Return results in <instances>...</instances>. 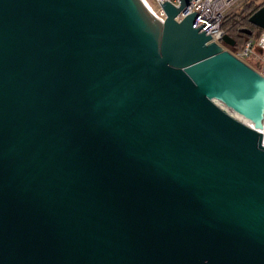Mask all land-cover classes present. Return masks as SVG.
Returning <instances> with one entry per match:
<instances>
[{"label":"water","instance_id":"obj_1","mask_svg":"<svg viewBox=\"0 0 264 264\" xmlns=\"http://www.w3.org/2000/svg\"><path fill=\"white\" fill-rule=\"evenodd\" d=\"M188 2L0 0V264H264V77Z\"/></svg>","mask_w":264,"mask_h":264},{"label":"built area","instance_id":"obj_2","mask_svg":"<svg viewBox=\"0 0 264 264\" xmlns=\"http://www.w3.org/2000/svg\"><path fill=\"white\" fill-rule=\"evenodd\" d=\"M151 12L160 20L164 21L165 12L161 7L164 0H142ZM177 5L178 0H167ZM244 0H189L188 4L180 10L175 19H182L187 13L192 11L197 12L198 18L196 26L203 24L200 31L205 30L209 34L210 41L221 42L224 34L222 29V22L224 18L233 9L241 6ZM225 50L230 51L236 55L243 62L251 66L260 75L264 77V29L260 32L257 38H248L240 49L232 50L224 47Z\"/></svg>","mask_w":264,"mask_h":264},{"label":"trees","instance_id":"obj_3","mask_svg":"<svg viewBox=\"0 0 264 264\" xmlns=\"http://www.w3.org/2000/svg\"><path fill=\"white\" fill-rule=\"evenodd\" d=\"M262 5V4H261ZM260 5H256L254 1H247L237 12L228 14L223 22L222 29L235 39L234 44L228 45L223 43L224 47L232 50L240 49L248 38H257L262 31L261 28L253 25L248 21L249 15L255 11ZM242 29H249L251 32L245 33Z\"/></svg>","mask_w":264,"mask_h":264},{"label":"bare ground","instance_id":"obj_4","mask_svg":"<svg viewBox=\"0 0 264 264\" xmlns=\"http://www.w3.org/2000/svg\"><path fill=\"white\" fill-rule=\"evenodd\" d=\"M221 105H222V106H223V107H224L229 113H231V114L234 115L235 117H237V118L243 120L244 122L248 123V124L251 125V126H254V124H253L251 121H249L247 118L241 116L240 114L236 113L233 109L224 106V104H221ZM255 127H256V126H255ZM256 128H257L258 130L261 131V133H262V135H263V142H264V116H263V120H262V125H261V127L259 126V127H256Z\"/></svg>","mask_w":264,"mask_h":264},{"label":"rangeland","instance_id":"obj_5","mask_svg":"<svg viewBox=\"0 0 264 264\" xmlns=\"http://www.w3.org/2000/svg\"><path fill=\"white\" fill-rule=\"evenodd\" d=\"M247 1H250V0H244V1L242 2V4H241L240 7L233 9V11H231L229 14L239 11V9H240V8H241V7L247 2ZM251 1H252V0H251Z\"/></svg>","mask_w":264,"mask_h":264},{"label":"crops","instance_id":"obj_6","mask_svg":"<svg viewBox=\"0 0 264 264\" xmlns=\"http://www.w3.org/2000/svg\"><path fill=\"white\" fill-rule=\"evenodd\" d=\"M256 5L264 4V0H253ZM254 38V37H251ZM255 39V38H254ZM231 49V48H230Z\"/></svg>","mask_w":264,"mask_h":264}]
</instances>
